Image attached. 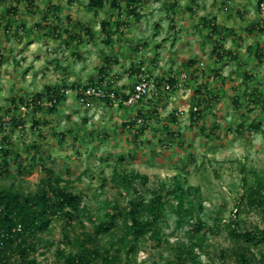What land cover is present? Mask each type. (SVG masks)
<instances>
[{
  "label": "rangeland",
  "instance_id": "obj_1",
  "mask_svg": "<svg viewBox=\"0 0 264 264\" xmlns=\"http://www.w3.org/2000/svg\"><path fill=\"white\" fill-rule=\"evenodd\" d=\"M87 1L33 0L30 9L26 0L0 1L1 119L7 118L12 99L27 98L46 86L64 96L55 114L35 116L40 129L31 130L27 112H21L25 127L13 133L12 127H2V132L19 150L40 144L51 165L73 182L72 190L93 220L104 219L106 203L124 202L110 182L114 169L146 175L150 186L171 182L174 170L179 174L183 169L184 182L199 189L202 218L229 220L245 182L250 185L255 175H264V104H251L247 98L251 93L255 99L264 98V10L258 6L263 0H139L138 19L128 16L127 0H115L119 10L110 8L112 0H107L99 11L89 9ZM102 22L109 25L107 38ZM209 23L219 31L212 37L205 25ZM54 27L58 33H52ZM214 47L225 55L232 53L234 59L217 60ZM257 49L260 61L255 58ZM100 68L106 75L101 83ZM142 72L158 83L160 96L131 107L78 102L75 92L80 88L104 85L118 96V103ZM180 73L188 76L182 88L161 90L169 76ZM199 87L209 100L207 106L197 104ZM194 108L198 121L190 119ZM138 117L144 125H135ZM251 125H260L259 130ZM11 174L14 179L0 178V189L13 182L24 192L35 191L41 178L38 169L23 176ZM147 186L136 183L144 196ZM237 220L242 229L264 228L259 210L242 208ZM173 221L171 217L162 223L163 235L173 231ZM83 222L90 228L87 219ZM51 226L47 238L57 245L65 225L54 221ZM82 231L78 225L68 230L71 236ZM110 239L102 237L99 245L108 246ZM231 248L226 233L212 237L199 261L220 264ZM253 252L260 258L264 245ZM172 258L166 245L156 248L147 240L133 261L170 264ZM224 262L234 264L230 258Z\"/></svg>",
  "mask_w": 264,
  "mask_h": 264
},
{
  "label": "trees",
  "instance_id": "obj_2",
  "mask_svg": "<svg viewBox=\"0 0 264 264\" xmlns=\"http://www.w3.org/2000/svg\"><path fill=\"white\" fill-rule=\"evenodd\" d=\"M138 1L126 2L128 16L135 19H138L135 6ZM26 2L27 9H30L33 0ZM106 3L107 0H88L87 7L99 11ZM110 8L119 10L115 0L110 2ZM205 25L211 32L210 37L219 32L213 23ZM119 26L121 25L118 24L117 28ZM100 28L106 35L109 25L102 22ZM52 33H58V30L54 27ZM246 33L249 34L250 30ZM107 37L109 36L106 35ZM218 47L213 48L217 60L226 57L234 59L232 53L227 52L225 55ZM259 53L260 49H257L255 58L258 61L261 59ZM104 73L105 70L100 68V83L106 77ZM243 77L247 78L245 74ZM170 83L173 81L170 80ZM200 89L202 88L195 89V94L200 99H197V104L204 102L207 106L209 100H204ZM128 94L122 95V100L119 98L120 106H123L121 102L128 98ZM253 97L254 93L247 96L251 104H264V98L260 95L256 99ZM63 100L64 96L59 90L50 86L27 98H19L17 101L12 99L9 112L6 113V117H9L7 127H12L11 133L18 127H25L26 121L22 120L23 115L20 112V107L23 106L27 112L24 114L31 120L30 129L36 131L42 123L35 119V116L44 112L55 114ZM105 102L109 103L108 100ZM236 103L237 101H234L235 107ZM198 115L196 109L191 112L190 119L198 121ZM127 126L130 127H123ZM2 127L6 126L0 124V132L3 133L0 136V178L14 179L12 171L23 176L38 169L41 174L35 191L24 192L16 188L13 182L0 189V236L2 232L8 234L5 239L0 237V260L6 258L7 264H38L31 255L39 250L51 252L53 248L52 260L46 264H135L133 258L139 251V245L147 240L152 241L156 248L167 246L173 257L170 264H201L198 257L206 242L222 233H226L232 248L221 257L220 264H229L224 262L225 258L233 259L234 264H264V254L257 258L253 252V249L264 245V228L242 229L237 220L242 208L259 210L264 215V175H255L254 182L250 185L245 182V190L239 199L238 207L229 220L215 216L208 221L202 218L204 207L199 189L184 182L183 169L179 170V174L174 170L171 182L160 181L159 184L151 186L148 185L150 178L146 175L133 171L120 173L114 169L110 182L125 203L114 200L106 203L108 211L104 219L96 221L90 211L82 205L80 195L72 190L73 182L61 176L58 172L62 171L61 168L56 170L51 165L52 159L45 154V149L34 142L25 145L23 150L14 148L9 136L2 132ZM250 127L258 131L260 125ZM58 135V143H62V134ZM136 183L144 187L148 185L147 196L136 189ZM171 217L174 219L173 231L169 235H163L162 223ZM83 219L90 222V228L85 227ZM54 221L65 225L61 228L62 237L57 245L47 238ZM75 225L83 230L80 236H71L68 232ZM16 226H21V233H12ZM177 231L179 235H176ZM104 236L111 238L108 246L99 245ZM170 239L174 240L170 242Z\"/></svg>",
  "mask_w": 264,
  "mask_h": 264
},
{
  "label": "built area",
  "instance_id": "obj_3",
  "mask_svg": "<svg viewBox=\"0 0 264 264\" xmlns=\"http://www.w3.org/2000/svg\"><path fill=\"white\" fill-rule=\"evenodd\" d=\"M259 9L261 11L264 10V0L259 4ZM188 79V76L185 73H180L178 76H169L167 81L161 84L160 88L164 92H172L176 89L182 88V86L186 83V80ZM170 80L173 81V83H170ZM159 86L158 83L152 80L148 75L146 74H139L136 78L135 82L132 85L131 91L128 94V98L125 101H122L121 104L125 107H131L134 105L139 104L143 100L151 99L154 96H159ZM76 95L78 96V102L81 105L88 106L89 102L91 100H97V101H105L108 100L110 104H119L116 103L117 97L116 94L112 91L106 88L104 85L100 86H87L84 88H80L77 90ZM68 94V93H67ZM194 111L196 109L194 108ZM20 112H26L25 107H20ZM9 118H0V124L4 126H8ZM136 126H142L144 125V119L142 117H138L135 120ZM129 128V127H127ZM22 232L21 226H16L13 230V234H19ZM12 235V234H11ZM1 239H5L8 237V234L5 232L1 233ZM2 247V246H1ZM50 252L39 250L36 252L32 258H35L37 260L38 264H46L48 262H51L52 256L49 255ZM0 264H7L6 258H1Z\"/></svg>",
  "mask_w": 264,
  "mask_h": 264
},
{
  "label": "crops",
  "instance_id": "obj_4",
  "mask_svg": "<svg viewBox=\"0 0 264 264\" xmlns=\"http://www.w3.org/2000/svg\"><path fill=\"white\" fill-rule=\"evenodd\" d=\"M143 71V70H142ZM143 73V72H142ZM142 73H140V74H142ZM143 74H145V73H143ZM146 75H148V74H146ZM149 76V75H148ZM150 77V76H149ZM160 96V95H159ZM144 101H147V100H143L142 102H140L139 104H141V103H143ZM97 102H99V101H97ZM147 104H148V102H147ZM136 106V105H135ZM146 110H148V108H146Z\"/></svg>",
  "mask_w": 264,
  "mask_h": 264
}]
</instances>
